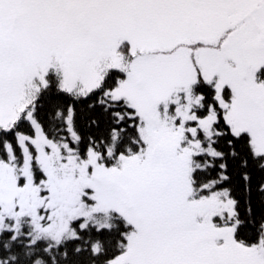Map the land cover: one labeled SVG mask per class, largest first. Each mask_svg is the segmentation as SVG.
Segmentation results:
<instances>
[{
    "label": "snow or ice",
    "instance_id": "obj_1",
    "mask_svg": "<svg viewBox=\"0 0 264 264\" xmlns=\"http://www.w3.org/2000/svg\"><path fill=\"white\" fill-rule=\"evenodd\" d=\"M0 264H264V0H0Z\"/></svg>",
    "mask_w": 264,
    "mask_h": 264
}]
</instances>
